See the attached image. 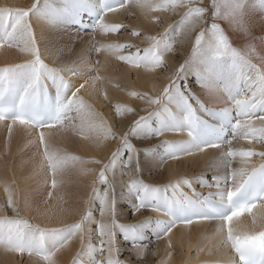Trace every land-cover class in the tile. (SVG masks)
<instances>
[{"label":"snow or ice","instance_id":"1","mask_svg":"<svg viewBox=\"0 0 264 264\" xmlns=\"http://www.w3.org/2000/svg\"><path fill=\"white\" fill-rule=\"evenodd\" d=\"M129 7L138 8L145 19H149L152 13L182 8L184 11L180 19L169 28L176 35L184 36L198 27L199 31L195 35L190 57L176 69L158 96L129 93L144 100L151 111L145 108L147 115L139 116L127 131L117 136L92 106L78 95L81 89L95 92L96 81L102 78L97 75L85 79L72 91L74 82L62 73L85 78L90 69L86 70L83 58L79 64L74 62L73 66L59 68L44 63L33 22L53 29L65 25L83 28L88 27L83 18L87 14L92 18L94 32L118 33L124 26L108 24L105 18L109 13ZM253 12L259 13L258 21L251 20L250 13ZM209 13L212 22L204 27L206 14ZM217 20H225L234 31L251 39L242 49L234 47ZM254 23L264 27V0H208L207 4L204 0H33L27 8H0V48H18L31 57L23 63L0 67V123L6 126L9 136L15 125L23 126L30 134L33 131L38 134L37 139L30 143L37 148L40 157L37 166L45 176V183L50 174L53 189L58 190L65 183L64 177L70 170L76 169L79 174L86 175L93 170L84 169L83 165L101 164L84 201L85 208L80 219L61 227H40L20 217L15 191L6 185L8 207L17 216H0V249L39 256L46 264H56L54 258L57 253L78 238L80 247L72 264H130L128 260L120 259L123 248L117 233L125 244L131 245L129 251L142 258L148 249V244L144 243L148 232L161 239L167 238L178 224L188 226L194 222L219 221L216 228L218 239L213 247L217 251L224 250L223 259L211 264H264V151L232 147V142L239 139H246L249 144L264 145V54H261L264 52V35L252 36ZM168 31L166 29L165 34L147 37L150 41L148 47L136 48L135 52L127 55L121 54V51L133 45L100 44L94 45L93 50L114 55L136 68L145 67L154 71L166 66L164 55L173 50L172 42L176 36L168 35ZM132 35L140 34L133 31ZM252 40L258 41L259 50ZM190 73L195 75L199 86L207 89L214 103L225 106L219 109L205 106L186 83ZM182 80L185 81L183 86ZM48 82L55 89L54 95L49 92ZM193 100L195 107L191 103ZM113 107L117 116L133 112L132 108L120 104ZM198 113H203L208 119ZM77 120L79 124L75 123ZM56 126H60V132H79L85 140L94 141L97 147L109 139L119 143L107 162L95 159L85 161L66 153L52 142L51 137L59 135V132L51 131ZM167 132L186 133L187 138L165 140L160 145L144 149L146 159H178L181 155L203 152L206 148L223 149L227 144V150L221 151L220 156L211 162L217 170L225 169L224 175H214L211 182L197 178L201 186L214 187L216 191L201 196L193 190L192 196H189L181 190L182 186L191 188L188 179L158 187L133 177L123 186L119 199L131 202L133 215L145 208L166 219L153 220L149 217L135 224L118 223L115 172L127 174L125 169H131L134 161L135 171H140V152L130 137L144 140ZM157 148H163V153H158ZM253 158H259L258 162ZM233 161L240 166L232 167ZM100 185L104 186L103 190ZM169 189L171 195L168 194ZM48 197L52 198L53 192L50 191ZM97 202L100 221L95 220L91 211ZM258 204L257 212L253 213ZM0 211H3L2 207ZM244 213L251 214L252 221L250 230L242 232L239 226L233 225V221ZM93 223L96 224L94 231L91 228ZM167 256L170 258L171 252ZM160 264H167V261L162 260Z\"/></svg>","mask_w":264,"mask_h":264},{"label":"bare ground","instance_id":"2","mask_svg":"<svg viewBox=\"0 0 264 264\" xmlns=\"http://www.w3.org/2000/svg\"><path fill=\"white\" fill-rule=\"evenodd\" d=\"M32 2L33 0H0V8H27ZM204 3L207 4L208 0H204ZM122 11L123 10H119L115 13H109L105 18V22L108 24H122L124 20ZM179 11L183 12L184 9L179 8ZM158 13L159 12L152 13L149 19H145V16L137 8L136 14L140 20V24L136 26V28L145 29V32L155 34L156 26L154 18H156ZM250 18L253 22L258 21L259 13H250ZM211 22L212 18L210 13L206 14V20L204 21L203 26L206 27V25H210ZM216 22L221 25L226 35L229 37L230 42L236 48L242 49L249 39H251L250 37H245L241 32L234 31L225 20H217ZM33 28L36 34L37 44L42 53L41 58L44 60V63L50 67L56 68L65 65L73 66L74 62L79 64L75 55L77 53H83L85 45L95 43L96 46H99L100 44L107 45L115 43V37L117 36V33H103L100 31H96L94 34H79L74 29H71L70 25H65L64 28L62 27L60 29H53L43 23L36 24L33 22ZM198 31L199 27L187 36L183 35V40L180 42V46L182 45L181 53L183 57L186 56L193 45L195 35ZM251 32L253 37H259L264 35V27L254 23ZM94 37L95 41L93 40ZM122 37L123 36H118L117 39L121 40ZM252 43L257 44L259 50L258 41L252 40ZM142 45H149V43L144 41ZM96 54V62L93 61L92 65L95 64L97 69L93 74L87 73L85 78H79L67 72L62 74L66 79L74 82L72 91H75L80 84L84 83L85 79L97 75L102 78L100 81H96L95 92H92L91 89H81L78 95L82 97L88 105L92 106L94 111L99 114V118L106 121L107 125L111 127V130L114 118L111 116V111L106 107V103L108 104V101L110 100H119L129 106L131 105L133 112H125L123 115H116L115 117V119L117 118L120 120V129L118 133L117 130L115 131V134L119 136L127 130L131 121H134L139 116L147 115L145 108H148V111H150L146 103L137 102L131 95H129L130 92L127 89V85L130 86L132 91L146 92L153 96H158L164 88L162 83L165 77L156 78V76L153 75L154 72L149 70H139L126 63H124L122 71L120 69L121 72L115 74L112 73V75H110V73H107L109 67L111 65L116 66L119 60L116 59L114 55H110L106 52H96ZM261 54H264V52H261ZM28 59H31L30 55L20 52L18 48L10 49L6 46L0 48V67L23 63ZM171 63L172 60L170 61V64ZM174 64L176 65V63ZM119 82L125 84L121 89H118ZM48 86L53 88L50 82H48ZM198 90L200 92V100H202L205 105L220 108L225 106L222 103H214L213 98L210 96L207 89L200 86ZM69 96H71V92ZM105 97H107V99H105ZM169 107L174 109V106L172 105H169ZM113 113H115V111ZM72 115H75V113ZM123 116H127V119L121 120ZM77 124H79L78 120ZM59 129L60 126H57L51 130L53 133L59 132V135H53L51 137L52 142L66 153L80 157L85 161L95 159L107 162V158L111 155V152L115 150L118 144V140H115V143H112V139H109L103 141V143L97 147L94 141L85 140L79 132H73L71 130L60 132ZM37 136L38 134L35 131L30 134L21 125H15L12 135L9 136L6 126L3 123H0V194L2 201L8 203V195L5 192V186L7 185L15 191L16 206L21 211L20 215L31 219L33 224H38L40 227L51 228L61 227L64 224L78 221L85 208L84 201L87 199L88 193L91 191L92 177L98 174L101 164L88 163L83 165L84 169L93 170L86 175L79 174L76 169L70 170V172L64 177L65 183L61 185L58 190L53 189L51 186V175H48L47 183H45V176L40 172L37 166L40 159L37 155V148L30 143V141L37 139ZM133 138L134 137H131L130 139L133 145L137 149H142V146H138ZM186 138V133L180 135L167 132L164 135L159 136L157 140L161 143V140L177 141ZM242 142V144H249L246 139H242ZM233 143L234 141L232 142V147L236 149H244V145L237 143L233 146ZM248 146L250 147L252 144ZM259 148L260 151H264V145L259 144ZM226 150L227 148L218 150L206 148L203 152L194 151L191 155H181L179 158H183L185 162L189 163L192 167L199 168V166L203 167L211 165V162L220 156L221 151ZM16 154H19V156L12 164L11 160ZM253 159L258 162L259 158ZM167 160L168 159H166V163L163 165V170L165 172L164 180L159 181L160 183L170 184L181 179L190 180L187 177H183L186 176L184 173L189 172V170L180 169L175 166L173 163L174 159ZM139 162H144L142 164L144 170H156L160 165L159 160L151 161L145 157L140 161V154ZM234 163L236 168L240 166L238 162L235 161ZM130 171L135 172L132 168ZM215 172H218V170L216 169ZM135 173L136 176L134 177L138 178L140 173ZM115 175L121 176L122 174L120 171H116ZM17 176L20 177L19 182ZM132 178L133 177L130 176L129 181ZM191 185H193L192 181ZM185 187L186 186H182L181 189ZM116 190L118 191V188H116ZM50 191L53 192L52 198L48 197ZM168 194H171V189ZM119 200L124 201L122 199ZM255 212H257V210ZM148 215L153 218L158 217L156 213L152 211ZM0 216H4V210L0 211ZM251 221L252 216L250 215L249 217L234 220L233 225L239 226L242 232L248 231L251 228ZM117 222L124 224L127 221L124 217L119 216ZM218 224L219 223H204L196 224L191 227L173 228L169 236L161 240L163 250L158 255V261H156V264H160L162 260H166L167 264H211L213 261L223 259L224 250L220 249L217 251L213 247L218 239L216 237V228ZM169 244L171 245V250L167 251ZM79 247V239L72 240L67 247L57 253L54 258L56 264H68L72 257L76 255ZM174 249L177 250L175 253L173 252ZM198 249H203V251H198ZM168 252H171L170 258L167 256ZM18 255L19 257L22 256L21 254ZM18 255L0 249V264H19V261H17L15 257ZM132 255L135 257V260L138 259L133 251ZM31 262L34 264L39 263L35 260H32ZM40 264H42V262Z\"/></svg>","mask_w":264,"mask_h":264},{"label":"rangeland","instance_id":"3","mask_svg":"<svg viewBox=\"0 0 264 264\" xmlns=\"http://www.w3.org/2000/svg\"><path fill=\"white\" fill-rule=\"evenodd\" d=\"M121 10H123L122 14L124 15V20H123V23H122V25L124 27L121 29L120 32L117 33V36L115 37L116 38L115 43L127 44V45H133L134 46L132 48H129V49H126V50H122L121 54L127 55L130 52H135L136 48L144 49V48L148 47L149 45H145V46L142 45L144 43V41L148 42L150 44V41L147 39V37L159 36L161 34H165V30L166 29H169V31L167 33L168 35L176 36L175 40L172 42L173 43V50L171 52L165 53V55H164V62H165L166 66L162 67V68H157L154 71H152V72H154L153 75L156 76V78L165 77V79H164V81L162 83V85H164V87H165L169 83V81L172 79L173 74L175 73L176 69L179 68V66L182 63H184V61L186 59H188L190 57V55H191L192 46L189 49V51L186 54V56L183 57V55L181 53V51H182L181 46L182 45L180 46V42L183 40V35H176V33L172 29L169 28L170 25H174V22L178 21L180 19V14L182 12L179 11V8H177L175 11H172V10L166 11V13H165V11L159 12L156 15V18H154V22H155V26H156V33L155 34H151V33L145 32V29H137L136 28V26H138L140 24V20H139L137 14H136V10H137L136 7H129V8H126V9H121ZM170 19H172V20H170ZM207 26L208 25H206V27ZM133 31L139 32L140 35L139 36L132 35ZM85 34H87V33H85ZM118 36H123V37L120 40V39H117ZM93 40L95 41V37L93 38ZM94 45L96 46L95 43L94 44L89 43V44L85 45L83 53L81 52V53H77L75 55V58L78 61V63L80 62L81 58L84 59V61L86 62V70L90 69V71L87 72L89 74H93L95 72V70L97 69L95 64L92 65L93 61L96 62V57H97L96 52L93 50V46ZM82 54H83V56H82ZM171 60H172V63L170 64ZM174 63H176V65ZM123 66H124V62L119 60L118 63L116 64V66L111 65L109 67L107 73H110V75H112V73L113 74L119 73V72L122 71ZM120 69H121V71H120ZM138 69L139 70H148L145 67H141V68H138ZM184 83H185V81L182 80L181 81V85L183 86ZM186 83L189 85L190 91L196 97H199V100H200V96H199L200 92L198 90V88H200V86L196 82L195 75L190 73L188 75ZM124 85L125 84H123V82H119L118 83V89H121L122 87H124ZM127 89H128V91L130 93L131 92H135V91L131 90L129 85H127ZM137 93H146V92H137ZM147 94H148V96L156 97V96H153V95H151L149 93H147ZM132 98L135 99L137 102L145 103L144 100H141V99H139V98H137L135 96H132ZM200 101L204 104V102L202 100H200ZM191 103L193 104L194 107L196 106V102L194 100L191 101ZM115 104H120V105H123L125 107H129V108H131V105L129 106L128 104L123 103V102H121L119 100H110V101H108V104L106 103V107L111 111V116L114 118L113 126H112V132L114 131V133H115V131L117 130V133H118V131L120 129V124H119L120 120L117 119V118L115 119L116 114L113 113L115 111L113 105H115ZM205 106H208V105H205ZM152 107H155V106H152ZM208 107H213V106H208ZM170 108H172V107H170ZM214 108L219 109L220 107H214ZM149 109L151 111L150 107H149ZM173 110H175V109H173ZM126 119H127V116H123L121 118V120H126ZM132 122L133 121L130 122L129 126L131 125ZM75 123H77V121H75ZM130 139H131V137H130ZM157 139H158V137H153L151 139H144V140L137 139L135 137L133 138L134 142L137 143L138 146H142V149H138L139 152H140V161L143 160L144 157H145L144 152H143L144 149L151 148L153 146L161 144L160 141H158ZM179 140H181V139H179ZM163 141H165V140H163ZM167 141H174V140H167ZM161 142H162V140H161ZM112 143H115V140H112ZM237 143L241 144V145H244V149L246 148L245 150H247V149H254L255 150L256 149V151H260L259 144L253 143L252 146L249 147L248 145H251V144H245V143L242 144L243 143L242 140L239 139V140H235L234 141L233 146L235 144H237ZM146 144H148V145H146ZM143 145H146V146H143ZM157 152L162 154L163 153V148H157ZM141 154H143L144 156L141 155ZM18 156H19V154H16L12 158V160H11L12 164L16 160V158H18ZM126 158L127 157L125 155L124 159H126ZM157 160H159V159H157ZM168 160H173V159H168ZM234 162L235 161H233V163H232V167L236 168ZM135 163L136 162L134 161L133 166H132V169H134V170H135ZM139 163L141 165V168H140V171H139L140 176L138 177L140 180H142L144 183H147V184H150V185H153V186H158V187H162L164 185H168V184L159 182V181L164 180V173L165 172L163 170V165L166 163V160L165 161H160L159 162L160 165L157 167L158 169H156V170H144L143 166H142V164L144 162L143 163L139 162ZM173 163H174L175 166H177L180 169L189 170V172H185L184 173L186 176H183V177L189 178L193 182V186L196 185L197 183H199L197 178H202L205 181V179H208L209 177H213L214 175H217V173L219 175L223 176L224 172H225V169H223V168L219 169L218 172H215L216 169H214L211 165H206V166H203V167L199 166V168L192 167L189 163L185 162V160L183 158L174 159ZM135 172L130 171V169H125V173H127V174H122L121 176L115 175V192L117 194V215H116V220L119 219V216L124 217L126 219V221H127L124 224H135L138 221H141V220H144L146 218H149L148 214L150 213V209L142 208L139 211H137L135 213V215H133L132 214L133 210H132L131 202L126 201V200L120 201L119 197H118L119 194L123 191V186L130 182L129 181L130 176H132V177L136 176ZM96 176L92 177V182H93V180L95 179ZM110 178H111V175H110ZM17 180L19 182V180H20L19 176H17ZM122 181H123V183H122ZM100 186H101L100 187L101 190H103L104 186L103 185H100ZM116 188H118V191L116 190ZM0 206L4 210V216H7L9 218H13V217L17 216V213L14 212L11 207H8V203L6 201H2L1 194H0ZM95 206H96V208H95ZM91 211H92V213H93V215L95 217V220L96 221H100L101 217H100V214H99V204H98V202L93 204V207H92ZM18 213H19L20 217L25 218L30 223H32L31 219L23 217V216L20 215L21 211L19 209H18ZM151 218L155 219L153 217H151ZM91 228L94 231L95 228H96V224L93 223L91 225ZM146 235H147L148 239L145 240L144 243L148 244V249H147V251L145 252V255L142 258H138L137 260H135V257L132 255V251H129V249L131 248V245L125 244L124 241H123V238L120 236L119 233H117V239H118L119 243L121 244V247L123 248V253H122L120 259L128 260V261H130V264H135V263L136 264H156V261H158L157 257L163 250L162 241H161L163 239L162 238L161 239H156L155 236H153L151 234V232L146 233ZM93 242L95 243L96 240L94 239ZM170 250H171V247H169L167 249V251H170ZM176 251H177L176 249L173 250L174 253ZM192 254H193V252H192ZM15 257H16V260L19 261V264H34V263L31 262L32 260H35L36 262H39L38 264H40L41 262H42V264H46L41 257L35 256V255L29 256L27 253L22 254L21 257H19V255L15 256ZM73 257H72V259H73ZM72 259L69 261L68 264H72Z\"/></svg>","mask_w":264,"mask_h":264}]
</instances>
